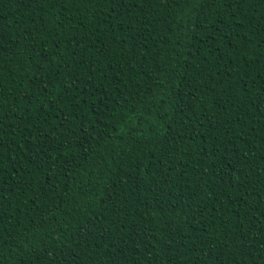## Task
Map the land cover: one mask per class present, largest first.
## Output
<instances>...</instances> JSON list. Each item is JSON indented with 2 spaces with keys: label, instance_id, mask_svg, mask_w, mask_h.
<instances>
[{
  "label": "trees",
  "instance_id": "trees-1",
  "mask_svg": "<svg viewBox=\"0 0 264 264\" xmlns=\"http://www.w3.org/2000/svg\"><path fill=\"white\" fill-rule=\"evenodd\" d=\"M201 3L0 0V264H264V0Z\"/></svg>",
  "mask_w": 264,
  "mask_h": 264
},
{
  "label": "snow or ice",
  "instance_id": "snow-or-ice-1",
  "mask_svg": "<svg viewBox=\"0 0 264 264\" xmlns=\"http://www.w3.org/2000/svg\"><path fill=\"white\" fill-rule=\"evenodd\" d=\"M175 2H176V0H162L161 6L162 7H165V6L171 7ZM203 4H204V0H202L201 6H203ZM208 6L209 7L211 6L210 2L208 3Z\"/></svg>",
  "mask_w": 264,
  "mask_h": 264
}]
</instances>
